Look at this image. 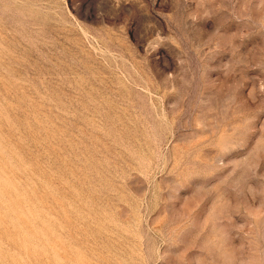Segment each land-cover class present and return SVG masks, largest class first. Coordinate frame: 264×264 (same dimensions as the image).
Masks as SVG:
<instances>
[{
  "label": "rangeland",
  "instance_id": "obj_1",
  "mask_svg": "<svg viewBox=\"0 0 264 264\" xmlns=\"http://www.w3.org/2000/svg\"><path fill=\"white\" fill-rule=\"evenodd\" d=\"M0 264H264V0H0Z\"/></svg>",
  "mask_w": 264,
  "mask_h": 264
}]
</instances>
